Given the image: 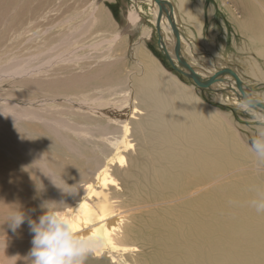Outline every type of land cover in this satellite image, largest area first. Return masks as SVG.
<instances>
[{"label":"bare ground","instance_id":"obj_1","mask_svg":"<svg viewBox=\"0 0 264 264\" xmlns=\"http://www.w3.org/2000/svg\"><path fill=\"white\" fill-rule=\"evenodd\" d=\"M10 1L0 0V18ZM147 1L156 28L159 6ZM162 1L166 7L155 29L159 50L203 81L216 74L206 88L250 109L261 121L257 129H264V109L247 106L235 79L221 70L235 71L245 94L264 103L263 66V72L239 69L238 55L230 53L201 61L192 51L193 34L183 29L196 10L176 2L186 13L183 20L172 0ZM234 1L240 15L228 6L227 11L245 40L240 62H264V0ZM97 9L88 19L95 20ZM137 19L136 12L128 14L130 24ZM66 27L63 42H70L78 25ZM117 39L111 37L110 44ZM73 42L42 62L25 59L0 70V77L20 78L31 92L0 97V211L24 201L26 221L33 211L37 220L43 202L63 201L74 231L99 238L89 264H264V212L253 205L264 201V180L258 177L264 158L251 156L210 108L156 62L135 60L138 70L122 82L113 72L121 58L110 47L101 54ZM48 68L54 72L43 79ZM91 88L98 92L84 94ZM40 141L57 149L45 151ZM76 176L84 179L81 191L65 200ZM25 187L37 197L12 196Z\"/></svg>","mask_w":264,"mask_h":264},{"label":"rangeland","instance_id":"obj_2","mask_svg":"<svg viewBox=\"0 0 264 264\" xmlns=\"http://www.w3.org/2000/svg\"><path fill=\"white\" fill-rule=\"evenodd\" d=\"M223 1L207 0L208 3L212 4L217 2L219 8L222 9L223 23L221 24L223 26L228 28L230 23L232 24L234 32L231 44L233 50H229L226 47V51L231 55H236L234 47H239V69L248 68L250 71L258 70L263 72L262 66L264 68V62L259 58L250 57L245 62H240V59L246 55L241 50L244 47L245 40L236 23L232 21L229 11H227V6L233 9L235 13H239V15L241 10L234 0ZM199 6L197 4L200 10ZM97 7L95 20L88 19V12ZM150 7L151 4L147 0H12L8 2L3 16L0 18V70L12 63L21 62L25 59L34 63L42 62L44 59L64 49L72 48L75 43L73 41H80V44H85L86 51L100 52L101 54L108 52V47H110L109 52L121 58L119 64L113 68V72L122 79V82L135 75L138 70V66H135V60L139 59L142 62L154 61L162 70L174 76L185 88L190 89L204 106L210 108L214 114L213 117L220 121L230 135L237 138L243 148L253 156L255 151L252 145L259 138L257 128L261 121L255 118L250 109L237 108L238 106L229 103L228 97H219L218 93L213 90L193 84L186 75L172 67L163 52L158 48L157 32L151 22ZM130 12H136L138 15V19L132 24L128 20ZM71 24L78 25V29L72 34L70 42H63L64 32L68 29L66 26ZM199 24L201 26L200 20ZM210 29H212V32H210ZM210 29L208 34L204 33L201 38L198 37V34L193 35L192 51L201 61H206L210 55H216V51L219 50L218 45L224 41V38H227V31L221 33L219 29L214 27H210ZM145 31L148 32L146 37L143 35ZM228 31H232V29L229 28ZM114 35H117L118 39L116 43L110 44V39ZM57 67L60 66L56 65L51 68ZM51 68L41 72L43 79L48 78V75L54 72ZM224 69H226V66L221 67L222 71ZM244 75L250 80L249 72ZM255 89V87L251 88L250 91ZM27 92L28 94L31 93L30 88H24L22 79L0 77V97H17L19 94H26ZM95 92H98V88H91L90 92L84 94ZM28 103L31 104L32 102ZM67 105L69 106V104ZM60 110L64 111V107H60ZM52 112L57 115L54 109H52ZM136 133L140 137L139 124L137 125ZM40 143L41 141L38 144ZM40 146L43 150L50 152H55L57 149L53 146L47 148L45 143H41ZM259 156L264 158V155ZM244 162L248 165L250 164L247 161ZM262 163L264 164V162ZM258 177L262 181L264 180V169H262ZM83 183V177L76 176L71 184L73 190L65 195V200L73 198L76 193H80ZM23 191H20L21 194H18V192H12L11 194H13L12 196L15 199L17 195L18 198H30L31 200L37 197L33 192H28L29 195H27V187ZM24 194L26 196H23ZM38 200L45 199H36V201ZM57 200V198H54V201ZM22 202L15 204V208L12 211L10 209L4 210V212L0 211V258L3 259L5 264H14L15 259L18 258L26 259L32 247L31 239L33 234L30 232L26 219L15 231L9 227L7 222L10 217L8 214H12L17 210L24 211L25 203L24 201ZM42 211V209L39 210L40 213ZM35 212L31 213L32 220H35ZM5 232L7 233L5 234ZM89 257L91 256L88 255L85 258V264H89Z\"/></svg>","mask_w":264,"mask_h":264},{"label":"clouds","instance_id":"obj_3","mask_svg":"<svg viewBox=\"0 0 264 264\" xmlns=\"http://www.w3.org/2000/svg\"><path fill=\"white\" fill-rule=\"evenodd\" d=\"M259 138L252 148L258 155H264V129H258ZM63 201H45L37 220L28 218L30 232L33 234L26 260L27 264H84L99 238L83 236L73 229L70 218L64 214ZM258 212H264V201H254ZM25 214L21 210L12 213L8 219L9 227L15 231L24 223Z\"/></svg>","mask_w":264,"mask_h":264},{"label":"crops","instance_id":"obj_4","mask_svg":"<svg viewBox=\"0 0 264 264\" xmlns=\"http://www.w3.org/2000/svg\"><path fill=\"white\" fill-rule=\"evenodd\" d=\"M186 4L189 6V10H196L191 19L188 22L184 21V26L183 29L184 31H187L193 35L197 34H208V31L210 27H214L215 29H219L220 32L225 33L227 31V38H224V41L221 42L218 45V51H216V54H222L226 55L228 52L226 51V47L229 50H233V46L231 44L232 38H233V27L232 24L230 23L229 27L223 26L221 23H223L222 18V9L219 8L218 3H208L207 0H184ZM176 2H179V0H172L174 9L175 6L177 8V12L175 11L176 15L179 16L181 19L184 20L185 12H181L179 10V5L176 4ZM197 4L200 5V10L197 7ZM200 13V16H199ZM199 20L201 22V26L199 24ZM218 22V24H216ZM230 22V21H229ZM189 25L187 26V24ZM195 24V25H193ZM201 27V28H200ZM231 28L232 31H228V29ZM210 32H212V29H210ZM209 32V33H210ZM209 37V35H208ZM229 41V43H228ZM215 43V40H214ZM218 44V43H217ZM227 44V45H226ZM236 49V47H234ZM236 55H238V51L236 50ZM235 54L231 55V58H234L236 56Z\"/></svg>","mask_w":264,"mask_h":264},{"label":"water","instance_id":"obj_5","mask_svg":"<svg viewBox=\"0 0 264 264\" xmlns=\"http://www.w3.org/2000/svg\"><path fill=\"white\" fill-rule=\"evenodd\" d=\"M157 3H158V6H159V11H158V14H157V20H156V28L159 29L158 27V23L160 21V18H161V15H162V10L166 7L163 3L162 0H155ZM170 25L171 27L173 28V31H174V23L170 22ZM175 51V55H176V58L178 60V62H180V56H179V49H178V46L175 47L174 49ZM166 59L168 60V62L172 65V67H174V69L184 75H186L190 80H193L194 82H196V84L200 87H207L211 84V82L216 78V74L213 75L212 77H210L208 80L206 81H203L199 75H197L190 67H188V65L184 62H180L181 66H183L187 71H182L179 67H177L172 59L166 54L165 55ZM223 73H228L230 74L236 81V85H237V89L238 91L241 93L245 103L247 106L251 107V108H261V109H264V103H261V102H258L256 99H254L250 94L246 95L244 90H243V87H242V82L240 81L238 75L236 74L235 71H233L232 69L230 68H226L224 69V72ZM252 87H249L248 88V92L250 91Z\"/></svg>","mask_w":264,"mask_h":264}]
</instances>
